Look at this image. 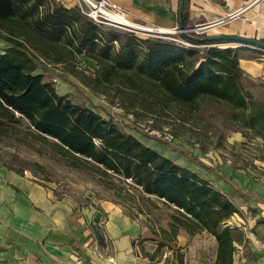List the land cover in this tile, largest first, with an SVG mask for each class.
I'll return each instance as SVG.
<instances>
[{
    "label": "trees",
    "instance_id": "obj_1",
    "mask_svg": "<svg viewBox=\"0 0 264 264\" xmlns=\"http://www.w3.org/2000/svg\"><path fill=\"white\" fill-rule=\"evenodd\" d=\"M186 6L184 0V28ZM0 36L9 43L0 52V135L14 131L28 144L47 145L70 166H86L105 178L107 187L110 177L138 187L172 208L173 219L188 231L214 236L215 264H232L233 242H241L243 235L224 226L239 212L228 196L121 130L110 117L76 102L70 93L58 94L53 81L35 70L39 59L61 65L134 119L164 117L189 126L200 135L201 152L210 140V149L220 148L227 128L240 130L248 140L259 136L264 160V98L246 88L236 48L203 41L204 33L191 31L179 33L190 46L138 37L93 21L79 4L59 0H0ZM82 59L93 61L90 75L75 69ZM210 110L218 125L206 119ZM5 163L21 174L25 170Z\"/></svg>",
    "mask_w": 264,
    "mask_h": 264
},
{
    "label": "crops",
    "instance_id": "obj_2",
    "mask_svg": "<svg viewBox=\"0 0 264 264\" xmlns=\"http://www.w3.org/2000/svg\"><path fill=\"white\" fill-rule=\"evenodd\" d=\"M108 1L144 25L162 30L178 27L180 0ZM185 11V29L191 32L264 40V0H187ZM255 52L240 54L238 65L244 76L264 81V52ZM246 88L264 98V90L259 95L252 86ZM222 139L227 149H212L209 165H192L186 158L174 161L207 179L238 208L252 211L244 234L241 231L242 241L233 243L235 248L246 247L248 259L239 261L234 252L232 264H264V160L259 158L263 141L259 136L248 140L240 130L228 128ZM76 204L72 198L56 196L25 170L17 172L0 157V264H140L143 246L150 255L158 246L152 225L150 229L140 226L118 206L104 202L100 210L88 212ZM91 223L101 233L92 232ZM183 230L177 229L178 237Z\"/></svg>",
    "mask_w": 264,
    "mask_h": 264
},
{
    "label": "rangeland",
    "instance_id": "obj_3",
    "mask_svg": "<svg viewBox=\"0 0 264 264\" xmlns=\"http://www.w3.org/2000/svg\"><path fill=\"white\" fill-rule=\"evenodd\" d=\"M59 1L67 6L79 4L84 9L86 7V0ZM128 18L132 23L143 24L132 20L129 14ZM107 26L122 32H132L142 38L161 37L174 42L176 41L173 38H176L184 41L179 36L180 32L154 33L141 28ZM143 26L150 27V25L144 24ZM181 44L185 45L184 43ZM217 45L236 48L242 51L239 54L246 56L256 53L257 50L235 45L234 42L225 41ZM7 46H9V43L0 36V52ZM198 47L202 49L204 45ZM37 63L38 67L35 72L43 73L46 79L52 80L58 94L70 93L76 102L93 108L106 118L110 117L121 130L132 133L146 145L155 150L157 149L159 153L165 156L168 155L175 161H182L186 158L192 165H209L212 162L214 153L210 149L211 140L209 141V148L201 152L200 144L197 142L200 138L197 130L194 132L189 129V126L178 125L176 122L170 119L167 120L164 117L150 118L142 115L139 119H134L132 115L125 113L116 104H110L106 95L92 92L76 77L67 74L61 68L63 66L47 64L40 59ZM82 63L83 65L76 64L75 69L83 71L85 75H90L92 73L91 67L94 65L93 61L82 59ZM243 78L247 80L245 82L246 86L253 87L255 94L260 95L264 90L263 80H252L244 75ZM205 105V103H201L203 108ZM210 113L211 110L206 115V119L211 124L218 125L217 115L214 113L211 117ZM205 114H203V118ZM220 149L227 148L222 145ZM0 157L15 167L25 168V173L35 177L40 183L51 189L56 196L74 199L79 210H87L88 212L100 210L104 202H110L121 208L122 212L129 213L140 226H147L150 229L151 224L152 231L159 237L158 246L151 255L150 251H145L143 246L142 257L144 259L140 264H215L217 242L214 236L205 230L188 231L182 227L181 223L173 219V216L177 214L172 208H169L154 196L142 193L138 187L130 185L128 182L110 177L106 178V181L111 183V186L107 187L103 180L105 178L102 179L92 169L82 165L72 167L66 159L59 156L49 146L38 143L28 144L24 138L14 131L11 134L0 135ZM261 174H263V171H261ZM238 201L236 200L242 206L243 203ZM238 209L239 212L233 215V219L226 220L224 226L238 229L244 234L243 227L249 218L253 216V213L249 209ZM173 222L174 227L171 226ZM179 227L184 229V235L178 237L177 229ZM90 228L94 233L96 231L101 233L100 227L92 223ZM146 240L150 242V239ZM234 252H236L235 258L238 255L239 261L248 259L249 253L245 246L240 248L234 246Z\"/></svg>",
    "mask_w": 264,
    "mask_h": 264
},
{
    "label": "built area",
    "instance_id": "obj_4",
    "mask_svg": "<svg viewBox=\"0 0 264 264\" xmlns=\"http://www.w3.org/2000/svg\"><path fill=\"white\" fill-rule=\"evenodd\" d=\"M85 9L81 6L83 12L91 18L93 21L105 25H111L117 28L120 27H130V28H141L146 31L154 32V33H168V32H181L177 29L172 30H162L155 26L145 27L142 25H138L129 21L128 11L115 3H112L108 0H86L85 1ZM185 33L190 32L189 29L183 30ZM182 33V32H181ZM176 42L184 43L185 45H190L186 41H182L180 39L173 38ZM245 46V45H242ZM253 49L261 50L262 49L254 48L251 46H246Z\"/></svg>",
    "mask_w": 264,
    "mask_h": 264
},
{
    "label": "water",
    "instance_id": "obj_5",
    "mask_svg": "<svg viewBox=\"0 0 264 264\" xmlns=\"http://www.w3.org/2000/svg\"><path fill=\"white\" fill-rule=\"evenodd\" d=\"M184 10V0H180L179 6H178V27L177 30L181 31L182 33H185L183 30L185 29L183 26V15ZM225 19H222L221 21H224ZM203 41L209 42V41H226V42H234L235 45H245V46H251L254 48L262 49L264 50V41L257 40V39H251L247 37L242 36H236V35H227V34H220V35H212V36H205L202 38Z\"/></svg>",
    "mask_w": 264,
    "mask_h": 264
}]
</instances>
